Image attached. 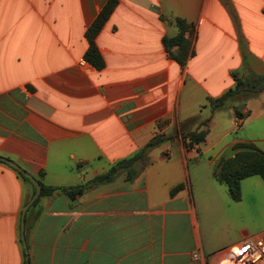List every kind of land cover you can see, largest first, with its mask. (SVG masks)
<instances>
[{"label":"crops","instance_id":"obj_1","mask_svg":"<svg viewBox=\"0 0 264 264\" xmlns=\"http://www.w3.org/2000/svg\"><path fill=\"white\" fill-rule=\"evenodd\" d=\"M109 1L0 0V157L40 185L74 188L161 143L131 181L120 170L74 199L41 197L26 215L27 251L22 212L37 188L0 163V264H24L25 253L30 264H241L240 245L264 235V180H243L234 202L214 172L237 143L264 151L251 132L233 136L236 110L242 133L264 134V93L218 111L209 99L233 89L234 75L264 74V0H116L97 70L86 32ZM178 20L193 29L184 66L171 56L180 47L165 44ZM196 130L206 141L187 148ZM247 205L246 227L235 215ZM226 210L231 226H213Z\"/></svg>","mask_w":264,"mask_h":264},{"label":"trees","instance_id":"obj_2","mask_svg":"<svg viewBox=\"0 0 264 264\" xmlns=\"http://www.w3.org/2000/svg\"><path fill=\"white\" fill-rule=\"evenodd\" d=\"M116 6L117 1L110 0L105 5L96 21L86 32L89 48L85 55V61L91 64L97 70L104 69L106 64L99 51L96 39L115 11ZM177 24L180 31L179 35L172 39H165V44L169 50L170 47L175 45L180 47L178 54L176 55L171 53V56L182 66H184L189 52V41L185 38V34L186 32H192L193 29L184 20H178ZM234 79L235 87L233 89L229 90L226 94L218 99H209V106L213 111L227 108V105L232 101L241 100L247 102L248 100L264 93V74L250 78L234 75ZM235 114L236 117L245 119L244 114L239 110H236ZM208 133V130H196L190 132L184 136V143L186 144L187 148L200 146L206 141ZM187 141L189 142L187 143ZM160 143L161 140L159 138L152 140L147 145L146 149L139 155L117 163V165L113 166L106 174L95 178L85 185L74 188H55L41 184L42 192L34 205L38 204L41 197L53 195L56 192H62L68 197L74 199L76 196L81 195L84 190L92 186L113 181L120 170H123V172L126 174V179L131 181L137 176L138 173L134 168L136 163L146 157V151L156 147ZM233 150L235 151L234 156L222 158L219 161L218 167L214 172V177L219 183L227 187L231 199L234 202H239L242 198L241 185L243 180L253 176H260L264 180V151H262L257 147L256 144L252 142L237 143L234 145ZM15 170L24 180L32 183L29 178L25 177L22 171L17 169ZM181 189L182 186L177 187L172 191V195L176 194ZM28 257V253H25L24 264H30Z\"/></svg>","mask_w":264,"mask_h":264},{"label":"rangeland","instance_id":"obj_3","mask_svg":"<svg viewBox=\"0 0 264 264\" xmlns=\"http://www.w3.org/2000/svg\"><path fill=\"white\" fill-rule=\"evenodd\" d=\"M261 126V125H260ZM241 129L242 128H236V132L238 133L237 135L235 134V135H233L234 137H240L241 136V134H244V133H249V132H251L250 134L255 138V141L262 147V148H264V134L263 133H261L260 131H259V127H253V126H250V127H248L246 130H245V132H243L242 133V131H241ZM207 173H209V171L206 169V168H203L202 169V172H201V174H203V175H205V174H207ZM254 179H256L257 181H262V179L260 178V177H255ZM223 190L222 191H224V196L227 198V199H229V201H231V198L229 197V195H228V192H227V189H226V187H223L222 188ZM264 189V188H263ZM247 208H248V205L245 207V212H244V214H242V215H239V213L237 214V212H236V221L238 222V224L240 223L241 224V222H244L245 223V226L247 227V224H246V221H248L249 220V214L247 213L246 214V211H247ZM234 210H231L230 211V213H229V216H228V211L226 210V212H225V216H224V222H223V220L221 221V217L220 216H213V217H211V220H210V222H211V224L214 226H216V225H221V224H225V222H226V220H227V223L231 226V222H232V218H233V215H234ZM246 214V215H245ZM262 215H264V204H262ZM244 216H245V219H244ZM246 220V221H245Z\"/></svg>","mask_w":264,"mask_h":264},{"label":"built area","instance_id":"obj_4","mask_svg":"<svg viewBox=\"0 0 264 264\" xmlns=\"http://www.w3.org/2000/svg\"><path fill=\"white\" fill-rule=\"evenodd\" d=\"M82 61V64H85ZM244 118L236 117L235 127L241 128ZM241 264H264V235L244 241L240 247Z\"/></svg>","mask_w":264,"mask_h":264},{"label":"water","instance_id":"obj_5","mask_svg":"<svg viewBox=\"0 0 264 264\" xmlns=\"http://www.w3.org/2000/svg\"><path fill=\"white\" fill-rule=\"evenodd\" d=\"M0 162L6 163V164L10 165L11 167H13V168H15L17 170L22 171L15 163H13L12 161H10L8 159H5V158L0 157ZM23 174L25 175V177L29 178L30 181H32V183L37 188V191H36L35 195L30 200V202L25 206V208L23 209V212H22L21 237H22V240L24 242L25 249L27 251L26 238H25V228H26V224H25L26 222L25 221H26V215H27L28 210L31 208V206L40 197L41 192H42V187H41V185L37 182V180L34 177H32L31 175H29L26 172H23Z\"/></svg>","mask_w":264,"mask_h":264}]
</instances>
